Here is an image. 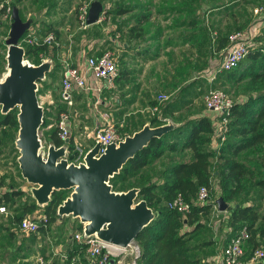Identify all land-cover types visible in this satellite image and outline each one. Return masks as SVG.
<instances>
[{"label": "trees", "instance_id": "trees-1", "mask_svg": "<svg viewBox=\"0 0 264 264\" xmlns=\"http://www.w3.org/2000/svg\"><path fill=\"white\" fill-rule=\"evenodd\" d=\"M20 1L10 0L8 6L15 5V2ZM187 1L192 2V0H184V2ZM224 4L225 2L222 3V5ZM183 5H187V3H180L178 7H183ZM235 5L236 3H233L232 7H226V9L234 8ZM185 9L184 11L187 13L184 14V19H193L194 9ZM0 10L3 11L4 7ZM109 13V9L102 10L104 15ZM51 23H47L43 36L52 33L53 41L42 42L36 35H30L29 38L32 41L27 42L25 40L21 44L24 49V57L28 61L37 64L41 58L49 57L53 60V68L46 74V77L56 76L58 69L59 72L61 70L55 53L58 48L56 42L59 31ZM195 24V20H190V27L196 26ZM237 29H242V27ZM196 30L197 35L212 40L214 52L222 51L229 45L227 32L218 31L210 36V30L206 26H198ZM186 40L190 39L186 38ZM254 42L236 66L217 73L215 82L220 81L221 78L231 82H240L247 78L249 83L254 85L258 83V80L264 81V41L258 43L257 40H254ZM42 82L45 83V80L38 81V83ZM38 90L39 88L36 94ZM254 91L256 93L254 96L231 103L228 114L225 116L226 122L222 136L221 138L214 137L219 143L216 149L208 148L213 137V127L208 115L202 114L186 120L185 123L159 138L151 139L147 146L135 153L119 172L109 179L113 190L116 189L117 179L124 181L136 177L135 184L128 185L126 188H119V191L137 187V198L144 200L154 212L153 220L134 239L140 249L138 264L204 263L200 257L191 254V247L188 242L196 232L205 226L202 218L209 214L214 205L215 197L211 198L210 196L213 184L212 177L215 178L218 186L216 196H221L229 204L227 225L230 227V231L225 244L240 229H245L248 237L242 245V260H247L255 248L264 250V229L260 224L255 225L259 219L258 214L251 205L245 204V198L242 199L249 194L251 189L264 188V175L258 172L256 167L247 163H251L250 159L245 162L243 155L249 151L253 155L255 150L264 145V87L256 86ZM154 105H157V110L162 116L170 113L167 111L170 104L161 107L154 101L152 106ZM55 109L56 118L57 113L64 109V105L59 102ZM162 121L156 113L154 117L148 120L151 125H159ZM16 129L15 112L9 111L6 114H0V132L6 135L9 130ZM9 137L11 138V135ZM48 140H51L55 146L61 144V140L56 134V128L50 130ZM71 146L72 142L69 138L68 147L71 148ZM165 152L170 153V155L165 161H161L160 158ZM181 154L188 156L187 158L178 157ZM212 156H215L217 168H211L210 158ZM262 160L260 159V161ZM155 162L158 164V171L156 174L149 175L145 169ZM200 187H205L207 190V197L203 203L195 201ZM65 193V190L52 192L50 201L42 208L41 214L44 218H33L37 225L36 232L45 234L51 226L59 227L56 225V220L59 217L55 210L64 199ZM22 194L24 192L20 189L1 192L0 204L8 203L15 210V199ZM177 195L185 203H188L187 212L182 213L167 207V202ZM35 207L34 202H30L29 205L20 202L21 212L13 214L10 221L18 224L20 219L31 213ZM4 229L7 228L4 227ZM80 229L81 225L79 224L77 231ZM10 233L11 231L8 234L10 235ZM30 235L35 237V234ZM84 249L83 243L71 241L64 248L60 264H95L89 262ZM50 264L57 263L53 260ZM253 264H264V255Z\"/></svg>", "mask_w": 264, "mask_h": 264}, {"label": "rangeland", "instance_id": "rangeland-1", "mask_svg": "<svg viewBox=\"0 0 264 264\" xmlns=\"http://www.w3.org/2000/svg\"><path fill=\"white\" fill-rule=\"evenodd\" d=\"M92 1L95 0H23L21 3L15 2V5L12 6L16 7V14L19 19L23 22H29L27 29L19 39V45L25 42L27 35H36L37 37H40L46 31L47 23L51 21L53 27L58 29L59 36L62 40L65 39L68 31H70V28L73 26H75V28L79 27V30H77L79 32H77V34H83L88 38H95L101 32L100 24H92L87 28H80L82 25L77 18L79 8L82 6L88 7ZM96 1H99L101 5L105 6L102 10L109 9V7L113 9L114 7V0ZM205 1L208 6H223L222 3L225 2L229 3V7H232V2L236 1V5H238L239 9L234 11L229 9L230 11H228L226 15H223L226 17L225 19L223 18V22L221 21L222 18H219L220 20L218 21L213 20L211 23L205 22V24L203 23L204 21L200 20V26H206L207 23L206 27L210 28L209 30H217L218 27H222L223 29L219 32H227L228 36L236 31H239L240 33L248 32L251 43L250 46L255 43L254 40H257L258 43L264 41V0H201L200 7H203L202 9L206 8V4H204ZM107 4L109 6H106ZM12 6L9 7L7 13V7H4L3 11L0 10V80L6 70L4 60L6 52L5 40L8 37L10 22L12 20ZM236 15L243 20L237 26L230 25L231 18ZM99 19H102L101 15H99ZM239 27H242V29H237ZM198 36L203 37L202 35ZM200 39V44H196L198 41L195 40L193 43L194 47H185L183 50H179V54L177 55L174 54L175 52L173 53L170 51L171 54H168L167 57L165 56V59L168 60L169 63L174 61L177 56H181L178 61H180L179 64L183 62V65H175V63L172 62L173 66L166 67L164 59H162V62H160L161 60H158L159 63L154 62L152 67L157 66L158 68H163V81H160L158 76L157 79L152 80L148 73L153 71H150L149 67H146L144 68V74L146 75L145 84H142L141 79H139L136 86L133 84L131 88L122 89L120 87L115 88V83L113 82V87L105 89L104 93L101 92V94L98 95L99 103L97 104L94 103L95 95L89 91H87L88 93H86V95L81 94V96L73 101V104L69 109L72 123L75 124L72 132H74L73 135L76 137H74L76 144L72 141V146L67 152V162L77 164L78 161L81 160L83 152L94 143V136L99 123L96 125L92 124V114L98 115V117H100V115L106 116L108 121H110L115 127L120 138L123 139L124 136L131 135L145 123H148L151 127L158 126L151 125L148 122L149 119L154 117L155 113L159 119L163 120L159 125L170 121L177 124L178 127L180 124L185 123L186 120L204 112L206 109L204 98L209 89L219 90L232 103L233 101H240L249 96H254L256 94L254 91L256 86L264 87V81L258 80V83L254 85L250 84L247 78L240 82H231L230 80L228 81L222 78L217 82H215V78L211 81L208 80L207 77L210 74H207L208 72H206V70L211 63H218L222 59L226 47L223 51L214 52L211 44L212 40L206 39V41L203 42V38ZM103 51H109L115 56L109 48L101 50V53ZM95 55L90 56L95 57ZM58 57L56 56V58ZM162 63L163 66H160L159 64ZM133 64H136V62H133ZM135 67L140 66L137 64ZM137 69L139 68H134L132 77L136 76L135 71L137 72ZM170 70H172V72ZM59 74L60 73L57 71L56 76L49 77L48 81L43 83L45 84L43 86L41 83L38 84L39 90L36 96L43 106V123L38 129V137L43 150H45L47 142L49 141L48 134L50 130L55 128V108L59 103ZM135 80L136 79H134V81ZM125 91H132V93L127 97L121 96V92L124 93ZM50 100L53 102L50 103ZM154 101L161 107L165 104H170L169 109L167 110L170 112V115L164 114V116H162L159 110H157L158 112H155L152 106V102ZM10 111L15 112L16 114L17 109L13 108ZM225 116L226 115L223 114L222 116H218L219 118L217 119L225 118ZM78 127L80 128L78 129ZM16 134L17 129L9 130L6 135L0 132V194L3 191L18 189L21 185L22 178L16 162L18 151L14 145ZM10 135L11 138L9 137ZM214 139L213 136L211 143H209L208 146V148H212L209 149H216L218 147L219 143H216ZM169 155L170 153L165 152L160 158L161 161H165ZM243 155L245 162L250 159L251 163H247L256 167L257 171L264 175V145L260 146L258 150H255L253 155H251V151L246 152ZM187 156V154H181L178 157L187 158ZM214 158L215 156L210 158L212 162L211 168H215L217 165L216 159ZM260 159L263 160L260 161ZM157 166L158 164L155 162L145 170L149 175L156 174L158 171ZM135 180L136 177L127 180L125 179L124 181L117 179L116 189L113 190L119 191V188H126L128 185L135 184ZM212 183V193L210 196L211 198L215 197L216 199L218 197L216 196L218 186L216 185L214 177H212ZM65 191L66 195L64 198L69 194L68 190ZM244 198L245 201H247L246 203L251 205L257 212L259 217L257 222L261 221L262 215H264V188H253L249 192V195L244 196L242 199ZM21 201H24L25 205L34 202L29 192L25 190V194H22L15 199V210H13V206H9L8 203L0 204L5 207V212L0 214V224L7 223V229H10L11 231L9 235L7 231L2 230L0 225V264H36L37 256H41L49 263L55 260L57 264H60V259L64 254L63 252L66 244V233L68 232V235H73V233L77 232L74 231V228L72 231H68L69 226L66 227L65 224V221H68V216H63L61 218L60 221L62 222L59 224L61 227L56 228L55 226H51L50 230L45 234L36 232L34 233L35 237H31V235H22L18 230L17 224L10 221L13 214H19L21 212ZM35 206V209L29 213V216H27L28 218H35L42 213L43 207H39L36 204ZM227 210L216 215L214 213L216 211L212 208L210 210L211 213L202 218L205 226L195 233L190 242H196L200 238H207L214 234L218 236V234L221 233L222 230L224 231V229L230 231V227L227 225ZM197 233L199 236L198 238L196 237ZM242 245H244V243Z\"/></svg>", "mask_w": 264, "mask_h": 264}, {"label": "water", "instance_id": "water-1", "mask_svg": "<svg viewBox=\"0 0 264 264\" xmlns=\"http://www.w3.org/2000/svg\"><path fill=\"white\" fill-rule=\"evenodd\" d=\"M11 9L12 20L5 40L6 70L0 80V113L17 109L16 162L21 178L29 185L27 191L34 203L43 207L50 201L52 192L68 190V196L56 207V215L77 219L84 237L94 235L101 241L125 247L153 220L154 212L144 200L137 198V187L114 191L109 179L151 139L175 129L177 124L168 121L151 127L145 123L116 144H107L101 153L98 142H94L77 164L66 160V141L55 146L49 140L43 150L38 137L43 106L38 103L36 91L38 81H43L51 70L52 59L41 58L32 64L24 57L19 39L29 22L19 19L15 6ZM101 12L99 1L90 2L85 24L95 23ZM214 203L219 212L229 207L221 196Z\"/></svg>", "mask_w": 264, "mask_h": 264}, {"label": "crops", "instance_id": "crops-1", "mask_svg": "<svg viewBox=\"0 0 264 264\" xmlns=\"http://www.w3.org/2000/svg\"><path fill=\"white\" fill-rule=\"evenodd\" d=\"M22 1L23 0H21L20 3ZM180 3H185V2L184 0H114L113 9L109 7L110 13L107 15L102 14L101 15L102 19H98L95 23H93V24H100L99 26L101 28V32L95 38H88L83 34L81 35L77 34V32H79L77 31L79 30L78 29L79 27L75 28V26L70 28V31H68V34L66 35L64 40H62L60 36L58 37V40L56 42L58 48L55 51L56 56L58 57L59 55L57 61L60 63L61 66L64 63H68L71 66L77 67L80 70L81 69L84 70L85 60L87 57H89L90 55L100 54L101 50L109 48L111 49V52L115 55L114 58L116 61L117 75L114 79L115 85L113 83L115 88L116 87L117 88L120 87L122 89L131 88L133 84L134 86L137 85L139 79H141L142 84H145L146 75L144 74L145 72L144 68L146 67H149L150 71H153L148 73V75L151 76L152 80L157 79L158 76L159 80L163 81V77H162L163 76L162 73H164L162 71L163 68L162 67L158 68L157 66L152 67L154 62L159 63L158 60H161L160 62H162V59H164V63L166 67L173 66L172 62H174L175 65H178L180 62L178 60L181 58V56L179 57L177 56V58L171 63H169V61L165 59V56L167 57V55L171 54V52L173 53L175 52L174 54L177 55L179 54L178 51L183 50L185 47H189V46L194 47L193 43L195 42V40L198 41V43L196 44H200V40H201L200 38H203V41H206L205 37H199L197 35L196 28L200 26V20L204 21L203 23L205 24V22L211 23L213 22V20L218 21L222 18L221 21L223 22L224 21L223 18L224 19L226 18L223 15H226L227 12L230 10L234 11L239 9L238 5H235L234 8L226 9L229 3H225L223 6H213V5L208 6L206 1L204 3L206 4V8L202 9L203 7L202 8L200 7L201 0H192L191 3L187 1L186 2L187 5L185 6L183 5V7L179 8L178 6H180ZM233 3L236 2L233 1L232 4ZM106 6L109 5L107 4ZM103 7L105 6L102 5V8ZM185 8L191 10L194 9L193 19H184V14L187 13L184 11ZM179 9L180 11H178ZM190 20L191 21L195 20L196 26L190 27L189 26ZM242 20L238 15H236L235 17L231 18L230 25L237 26ZM91 25H86L85 27L82 26L80 28H87L88 26ZM209 29L210 28H208V30ZM221 29L223 28L218 27L217 30L216 29L210 30L209 32L211 33L210 36L214 35L215 32L221 31ZM42 36L43 34L37 38L41 39ZM186 38H189L190 40H186ZM133 62H136V64H133ZM137 64H139L140 67H135L137 66ZM181 64L183 65V62ZM53 65L54 62L52 60L51 68H53ZM159 65L163 66V63ZM134 68H139V69H137V72L135 71L136 76L132 77ZM170 71L172 72V70ZM48 78L49 77H46L45 75V79H44L45 82L48 81ZM134 79L136 80L134 81ZM43 83L44 82L41 83L42 86L45 85ZM38 84L40 83H37V89H38ZM104 91L105 88L101 89L99 95L101 94V92L104 93ZM86 93L88 92L85 90L75 91L72 94V98H73L72 102L75 101L79 96H81V94L86 95ZM131 93L132 91L130 92L125 91L124 93L121 92L120 95L127 97ZM52 100H50L49 102L50 103L53 102ZM202 114L209 115V112L205 110L204 112L195 115L193 117H197ZM71 118L72 117L70 113L69 138L71 139L72 142L74 141V137H75L73 135L74 132H72L74 130L75 124L72 123ZM98 118H99L98 115L92 114L91 115L92 124L96 125L99 122ZM79 128L80 127H78V129ZM74 142L73 143L76 144V141ZM215 142L217 143L216 140ZM28 187L29 185H27L26 182L23 179H21V185L20 188L18 189H20L25 194V190H27ZM23 202L24 201H21V203ZM246 202L245 204H247ZM212 208H214V210L216 211L214 212L216 215L221 213L215 207ZM210 213L211 211L209 212V214ZM27 216H29V214ZM62 217H59L56 220V225H58L59 227H61V225L59 224H61L62 222L60 221ZM262 217H263L262 220L257 222L256 226L260 224L261 227L264 229V225H263L264 215H262ZM65 224L66 227L69 226L68 231L70 232L73 230V228L74 231H77V227L79 226L80 223L78 222L77 219L75 218L73 219L70 216H68V221H65ZM0 225L3 226L2 230L7 231V233L10 232V229L9 230L4 229V227L6 228L8 227L7 223H2ZM227 230L228 229L226 230L224 229V231L222 230V232L219 233L218 236H216L215 234L210 235V237L200 238L196 242H190L191 240L190 239L188 244L191 247V254L200 257L204 261L209 260L214 256H218L220 254L223 245L225 244V241L229 237V231ZM65 236H66L65 246L70 244L71 241H74L72 238V234L68 235L67 232ZM196 237L197 238L199 237L198 233Z\"/></svg>", "mask_w": 264, "mask_h": 264}, {"label": "built area", "instance_id": "built-area-1", "mask_svg": "<svg viewBox=\"0 0 264 264\" xmlns=\"http://www.w3.org/2000/svg\"><path fill=\"white\" fill-rule=\"evenodd\" d=\"M10 0H0V9L3 7L9 10ZM88 7L82 6L79 8L77 15L80 24L85 27V16ZM256 12V10H255ZM102 15V12L99 14ZM99 19V16H98ZM30 35L26 36V41L31 42ZM53 34L47 33L41 39L42 42L53 41ZM229 45L225 48L222 59L216 63L209 65L206 72L210 74L208 80H213L216 74L223 70L231 69L247 54L250 47V37L248 32L240 33L233 32L228 36ZM117 75L116 61L114 56L109 51H103L98 56H89L85 60V69L80 70L77 67L64 63L60 70V84L58 90V100L64 105V109L60 110L55 118V128L57 137L61 143L67 142L69 139V119L70 109L72 105V94L75 91L85 90L91 91L95 95L94 103H99L98 95L101 89H109L113 87L114 79ZM88 77V78H87ZM38 98V97H37ZM205 110L209 112V119L213 127V136H222L224 130L225 118L217 119L218 116L227 115L231 102L219 90L209 89L204 98ZM38 103L40 100L38 99ZM158 104V103H157ZM96 107V105H95ZM157 105L153 106V110L157 111ZM99 125L94 136V142H98V153H101L105 146L109 143H117L121 140L113 124L108 121L106 116L99 117ZM93 145V144H92ZM91 145V146H92ZM79 150L78 148H76ZM67 147V152L69 151ZM80 151V150H79ZM85 152H83L84 155ZM81 156V160L82 157ZM80 160V161H81ZM78 161V162H80ZM207 197V190L205 187L198 189L195 201L203 203ZM167 207L175 209L178 212H187L189 209L188 203H185L179 195L167 202ZM213 207L216 208L214 203ZM5 212L4 205H0V213ZM35 218H44L42 214ZM18 230L22 235L34 234L37 231V225L33 218L24 216L17 224ZM248 234L245 229H240L238 233L229 238L226 244L222 247L220 254L214 256L209 260L204 261L203 264H253L258 262L264 255V250L255 248L247 260H242L243 248L242 244L247 239ZM72 238L76 242H81L85 245V255L89 262L95 264H138L140 256V249L135 240L130 241L125 247L115 244L107 243L96 238L94 235L84 237L82 229L73 233ZM63 255L61 256L62 259ZM36 264H50L41 256L36 257Z\"/></svg>", "mask_w": 264, "mask_h": 264}]
</instances>
